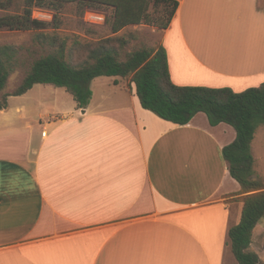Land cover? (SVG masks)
<instances>
[{"label":"crops","instance_id":"obj_1","mask_svg":"<svg viewBox=\"0 0 264 264\" xmlns=\"http://www.w3.org/2000/svg\"><path fill=\"white\" fill-rule=\"evenodd\" d=\"M178 1L157 43L176 84L264 83V0ZM101 77L86 108L39 83L0 110V264H238L229 229L245 194L223 154L234 127L203 112L175 124L145 109L130 80ZM252 150L264 180L257 133Z\"/></svg>","mask_w":264,"mask_h":264},{"label":"trees","instance_id":"obj_2","mask_svg":"<svg viewBox=\"0 0 264 264\" xmlns=\"http://www.w3.org/2000/svg\"><path fill=\"white\" fill-rule=\"evenodd\" d=\"M69 5L82 15L88 11L104 14L103 26L111 35L93 41L61 35L57 32L60 14ZM178 6V0H0L4 12L0 31H35L33 44L44 49L32 58L28 44H0V110L8 106L10 96L23 95L39 83L65 88L78 107L86 108L93 95L92 80L108 76L129 78L141 105L175 124L185 125L203 112L213 126L232 125L236 138L223 148V154L245 196L241 219L229 229L231 249L238 264H264L251 245L254 230L264 217V180L256 175L252 150L257 130L264 126V83L243 91L176 84L164 46L133 43V34L122 33L141 24L166 29ZM36 9L52 12L53 19L34 17ZM50 29L54 30L48 32ZM22 66L27 70L21 83L6 91L11 75Z\"/></svg>","mask_w":264,"mask_h":264},{"label":"rangeland","instance_id":"obj_3","mask_svg":"<svg viewBox=\"0 0 264 264\" xmlns=\"http://www.w3.org/2000/svg\"><path fill=\"white\" fill-rule=\"evenodd\" d=\"M4 14L3 11H0V15ZM34 17L46 19V20H52L54 17V14L50 11L46 10H40L36 9L34 10ZM54 29L48 30V32H51ZM61 35L63 36H73L78 35L83 40L93 41L102 37H107L111 35V32L109 31L107 26H103V22H99L95 17H93L91 14H85L82 15L81 12L72 5L67 6L60 14V28L57 30ZM35 31H23V30H1L0 31V44L3 43H17V44H28L32 47L33 53L31 54L32 58H35L39 54H41L44 49L39 45H34L32 38L34 36ZM122 33L129 36L130 34H133L136 39L134 38L133 43H140V42H150L152 44L157 45L158 40L160 38L159 31L156 27L152 25H132L127 28H125ZM31 62V61H29ZM27 67L22 66L18 70H16L10 77L6 91L11 92L21 83L25 73H26ZM104 78V79H102ZM100 80L108 82L110 80L108 76L101 77ZM129 80V78H127ZM44 87H38L36 88V91H33V93H29L30 95H27L29 97H26L25 106L29 108L31 112L34 111L35 107H39V103L36 100V98L40 99L43 97V94L39 95V90ZM51 88L50 90H54V87H48ZM60 92L59 95H63L62 98L65 99V102H68V105L71 106L74 103V99L70 93H68L64 88L58 89ZM38 92V93H37ZM32 96V97H31ZM15 99L13 100V105L15 104ZM58 105H61L60 103ZM35 121H40L39 119ZM257 142H261L262 145H264V126H261L257 132ZM262 223H264V218L262 220ZM264 237V235H263ZM263 238L258 234L257 236V243L258 245H262ZM262 249H264V244L262 246ZM264 254V253H263ZM262 256V254H261ZM262 259H264V255L262 256Z\"/></svg>","mask_w":264,"mask_h":264},{"label":"built area","instance_id":"obj_4","mask_svg":"<svg viewBox=\"0 0 264 264\" xmlns=\"http://www.w3.org/2000/svg\"><path fill=\"white\" fill-rule=\"evenodd\" d=\"M88 14H91L93 17H95L99 22H104L105 20V15L102 13H97V12H92V11H88ZM86 13V14H87ZM43 135H46V131H43L42 133Z\"/></svg>","mask_w":264,"mask_h":264}]
</instances>
